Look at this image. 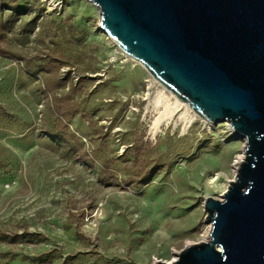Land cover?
<instances>
[{"label": "rangeland", "instance_id": "rangeland-1", "mask_svg": "<svg viewBox=\"0 0 264 264\" xmlns=\"http://www.w3.org/2000/svg\"><path fill=\"white\" fill-rule=\"evenodd\" d=\"M20 3L0 9L13 15L0 39V264H154L202 242L204 202L234 179L245 137L189 126L185 105L154 135L175 104L154 106L152 76L98 7Z\"/></svg>", "mask_w": 264, "mask_h": 264}, {"label": "water", "instance_id": "water-1", "mask_svg": "<svg viewBox=\"0 0 264 264\" xmlns=\"http://www.w3.org/2000/svg\"><path fill=\"white\" fill-rule=\"evenodd\" d=\"M87 1L101 29L158 83L246 139L222 198L204 202L209 240L154 264H264V0Z\"/></svg>", "mask_w": 264, "mask_h": 264}, {"label": "bare ground", "instance_id": "bare-ground-1", "mask_svg": "<svg viewBox=\"0 0 264 264\" xmlns=\"http://www.w3.org/2000/svg\"><path fill=\"white\" fill-rule=\"evenodd\" d=\"M148 83H149V88L154 87L155 90H156V92H154V95H155V97H154V106L156 108L160 105L159 100H158L160 95H165L166 94L167 97H169L171 99V101H173V104H175L174 107H170L169 105H165L164 106V108H165L164 111H161V112L158 113V116L156 117V119H155V121L153 123V126H152V131H153L154 135H157L159 133L163 123H168L169 122L172 110L173 109H177L181 105H185L186 106V111L181 114V117L185 118V122L189 126L192 125L193 119H195L196 117L197 118H201L196 113H194L193 117L192 116L187 117L188 112L190 111L189 105L186 102L180 100L178 97H176L172 92L167 90L165 87H163L153 77L151 78V81H149ZM201 119L207 125L208 129H210V130L213 129L215 123H211V122H209V121H207V120H205L203 118H201ZM244 150H245V148H244ZM244 150H243V152L241 154L236 156V160H235L234 168H233L234 169V173H236L238 165L245 158ZM211 227H212L211 224H208L207 229L205 230V233H204V240L203 241L209 240ZM178 254H179V252L174 250V256L171 259H169V260H167L165 262L174 263L178 259Z\"/></svg>", "mask_w": 264, "mask_h": 264}, {"label": "trees", "instance_id": "trees-1", "mask_svg": "<svg viewBox=\"0 0 264 264\" xmlns=\"http://www.w3.org/2000/svg\"><path fill=\"white\" fill-rule=\"evenodd\" d=\"M25 4H21L20 0H0V9H8V10H18L20 14H23L25 12ZM5 12H2L0 10V39L3 37H7L9 29L7 26L8 19H11L13 16L12 14H9L8 17H5ZM3 52V51H2ZM1 52V53H2ZM51 135L54 137L55 140H58L56 135H54L53 132H51Z\"/></svg>", "mask_w": 264, "mask_h": 264}, {"label": "built area", "instance_id": "built-area-1", "mask_svg": "<svg viewBox=\"0 0 264 264\" xmlns=\"http://www.w3.org/2000/svg\"><path fill=\"white\" fill-rule=\"evenodd\" d=\"M245 143H246V139H245ZM239 166V165H238ZM180 253V252H179ZM179 255V254H178ZM158 260H156V262H157Z\"/></svg>", "mask_w": 264, "mask_h": 264}]
</instances>
